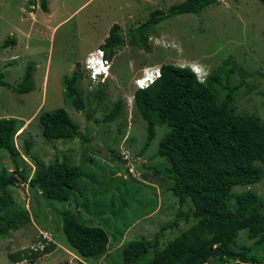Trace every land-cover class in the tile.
<instances>
[{
  "label": "rangeland",
  "instance_id": "rangeland-1",
  "mask_svg": "<svg viewBox=\"0 0 264 264\" xmlns=\"http://www.w3.org/2000/svg\"><path fill=\"white\" fill-rule=\"evenodd\" d=\"M43 1L45 13L39 8L40 0H0V76L9 85L0 86V119L15 122L11 144L19 156L14 162L27 178L34 173L35 162L47 165L63 156H69L87 177L81 179L82 188L66 202L45 200L26 184L9 187L11 200L28 212L29 222L0 239V264L78 262L60 227V213L75 211L76 205L84 223L101 228L108 238V252L100 257L102 260H80L84 264L118 263L122 245L140 238L152 239L160 228L176 220V226L164 230L158 239L159 250L194 220L190 201L178 206L166 189L170 182L144 169L165 167V161L153 156L168 128L155 126L152 140L139 155L146 124L132 105L135 82L150 72L147 70L162 65L193 66L200 82L221 69L222 73L232 69L228 84L237 87L233 113L255 115L264 123V10L258 0H216L198 14L177 15L146 29L143 41L138 39L137 28L150 14L156 10L165 14L169 6L184 0ZM113 24L118 26L121 41L104 52L111 61L108 77L102 84L89 87L82 62L87 53L103 44ZM10 39L15 40L14 45L2 49V42ZM76 64L82 78L81 111L62 96L61 81ZM28 67L30 91L14 93L11 88L22 80ZM116 101L121 103L118 116L103 123ZM57 108L77 126L76 139H43L38 117ZM110 152L120 160L112 159ZM257 166L261 181L232 188L231 207L234 197L244 191L264 199V167ZM12 170L11 158L0 151V172L9 174ZM39 233L48 234L55 244L50 254L32 263L8 258V254L36 245ZM248 245L250 242L239 233L236 246Z\"/></svg>",
  "mask_w": 264,
  "mask_h": 264
},
{
  "label": "trees",
  "instance_id": "trees-1",
  "mask_svg": "<svg viewBox=\"0 0 264 264\" xmlns=\"http://www.w3.org/2000/svg\"><path fill=\"white\" fill-rule=\"evenodd\" d=\"M258 1L264 10V0ZM214 2L216 0H184L169 6L165 14L153 11L137 28L138 39L145 41L144 31L167 18L198 14ZM39 8L46 12L43 0H40ZM117 29L116 24L109 28L100 46L104 52L121 41ZM14 42L13 39L6 40L1 48L12 47ZM75 66L61 81L62 96L76 111H81L83 102L79 85L82 78L78 74V64ZM28 69L22 80L11 88L14 93L30 91ZM159 71L161 76L155 83L143 90H135L132 95L133 108L146 124L145 142L138 153L143 155L154 136L155 126L168 128L158 141L153 156L165 161V167L156 170L145 166L144 169L151 170L156 177L162 175L170 182L166 189L178 206L190 201L194 223L159 250L156 249L158 239L164 230L176 226V220L165 229L160 228L152 239L140 238L125 243L120 247L118 263L114 264H264V199L244 191L234 197L232 207L229 204L232 188L248 187L262 179L257 164L264 167L263 121L255 115L233 113L237 87L228 84L232 69L225 73L221 69L203 82L198 81L188 68L162 65ZM85 81L89 87L94 86L87 79ZM0 86L9 87L1 76ZM120 106L119 101L114 102L102 122H112L118 116ZM38 123L46 141L78 137L77 126L61 108L43 112ZM14 130L12 119H0V151L6 152L13 162L11 173L0 172V239L29 222L28 212L11 200L9 187L26 184L45 200L66 202L82 188L81 179L87 177L69 156H63L60 161L47 165L35 162L36 169L27 178L17 170L14 162L19 156L11 144ZM110 157L120 160L113 152ZM179 216L178 213L177 218ZM60 225L68 248L81 260L98 259L105 254L108 245L105 232L86 225L78 211L63 210ZM239 233L250 245L236 246ZM54 248L49 243L40 253L24 249L7 256L13 262L28 260L32 263ZM75 264L84 263L78 261Z\"/></svg>",
  "mask_w": 264,
  "mask_h": 264
},
{
  "label": "built area",
  "instance_id": "built-area-1",
  "mask_svg": "<svg viewBox=\"0 0 264 264\" xmlns=\"http://www.w3.org/2000/svg\"><path fill=\"white\" fill-rule=\"evenodd\" d=\"M102 53L103 55H100ZM99 61L100 63H98ZM111 67V61L105 57L104 52L101 49H96L92 52H89L83 62V69L87 75V80L93 83L94 85L98 83H103L108 77L109 70ZM158 69V68H157ZM157 69H150L149 73L154 74ZM145 76L141 77L137 81L144 79ZM137 81L135 82L136 88L141 89L137 86ZM126 160V157L123 158ZM131 173V170L129 169ZM40 240L37 241L36 245L29 247L28 249L32 252H42L43 248L47 246L50 240L45 237L43 234H39Z\"/></svg>",
  "mask_w": 264,
  "mask_h": 264
},
{
  "label": "clouds",
  "instance_id": "clouds-1",
  "mask_svg": "<svg viewBox=\"0 0 264 264\" xmlns=\"http://www.w3.org/2000/svg\"><path fill=\"white\" fill-rule=\"evenodd\" d=\"M99 49H101L100 47H99ZM102 50V49H101ZM103 51V50H102ZM104 52V51H103ZM88 54V53H87ZM87 54H86V56H87ZM100 55H103L102 53H100ZM105 55V54H104ZM86 56L84 57V60H85V58H86ZM105 57H107L106 55H105ZM108 58V57H107ZM84 60H83V62H84ZM83 62H82V64H83ZM98 63H100L99 61H97ZM84 70V69H83ZM189 70L195 75L197 72H195V70L193 69V66L192 67H190L189 68ZM161 76V73H160V71H159V68L155 71V73L154 74H151V73H148V74H146V76H145V78L144 79H142V80H140V81H137V86L139 87V88H141L142 90L143 89H145V88H147V87H149L151 84H153V83H155V80H157L159 77ZM196 76V75H195ZM107 79V78H106ZM100 84H102V83H100ZM137 90V89H136ZM40 238V237H39ZM28 249V248H27ZM29 250V249H28ZM33 253H35V252H33ZM40 253V252H39ZM42 256V255H41ZM16 263H19V262H16Z\"/></svg>",
  "mask_w": 264,
  "mask_h": 264
},
{
  "label": "crops",
  "instance_id": "crops-1",
  "mask_svg": "<svg viewBox=\"0 0 264 264\" xmlns=\"http://www.w3.org/2000/svg\"><path fill=\"white\" fill-rule=\"evenodd\" d=\"M58 25H59V24L55 25V26L51 29V31L53 32V30H54V29L56 28V26H58ZM52 32H51V33H52ZM104 38H106V37L104 36ZM74 210H75V211H78V208H75ZM143 218H145V217H143ZM39 234H43V235H45V233H39ZM39 234H38V235H39ZM123 235H124V234H123ZM45 237H47V238L50 240V242L55 246V244L52 242V240L48 237V234H46ZM122 238H123L122 235H120V240H122ZM120 244H121V242H120ZM107 246H108V245H107ZM68 249H69V248H68ZM107 252H108V250H107V248H106V252H105V254H106ZM49 254H50V253H49ZM105 254L102 256V258L105 256ZM47 255H48V254H47ZM102 258H99V261L102 260ZM78 260L80 261L81 259L78 258Z\"/></svg>",
  "mask_w": 264,
  "mask_h": 264
}]
</instances>
